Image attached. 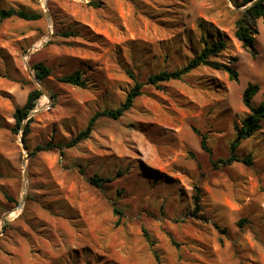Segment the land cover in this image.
I'll use <instances>...</instances> for the list:
<instances>
[{
    "label": "rangeland",
    "instance_id": "rangeland-1",
    "mask_svg": "<svg viewBox=\"0 0 264 264\" xmlns=\"http://www.w3.org/2000/svg\"><path fill=\"white\" fill-rule=\"evenodd\" d=\"M238 3L0 0L42 15L0 21V264H264V121L235 151L253 165L218 162L229 158L249 113L245 88L260 86L254 105L264 92V23L253 56L235 38ZM203 38L228 41L219 59H238V82L199 67L180 81L145 86L129 111L100 118L79 145L36 151L50 141L65 145L94 114L124 103L136 84L128 73L145 82L181 68ZM36 63L52 70L43 81L28 73ZM76 71L85 88L60 82ZM41 88L54 97L39 99L24 140L14 115ZM24 159L26 201L14 212ZM96 175L114 180L98 188L90 183Z\"/></svg>",
    "mask_w": 264,
    "mask_h": 264
},
{
    "label": "trees",
    "instance_id": "trees-1",
    "mask_svg": "<svg viewBox=\"0 0 264 264\" xmlns=\"http://www.w3.org/2000/svg\"><path fill=\"white\" fill-rule=\"evenodd\" d=\"M90 5H95L92 2ZM240 8H244L243 11L239 12V18L236 21V29H235V38L241 43L242 47L250 51L253 56H256L255 51V41L256 36L258 35V23L262 21L264 23V0H240V3L237 5ZM18 18L25 21H37L42 18L40 13H36L33 11L26 10H16V9H6L0 7V21ZM64 37H71L72 34L65 33ZM202 43L204 44L203 49L200 53L196 54L192 59H190L183 67L178 68L172 71H162L151 75L145 82H138L134 75L130 72L128 73L132 79L135 80V87L127 94L126 100L120 106L116 108H106L103 111H99L93 115L90 119L88 126L85 130L80 132L77 136L68 141L65 145L63 144H54L52 141L47 142L45 144L39 145L36 148V151H48L55 148H73L83 141L87 140L96 124V122L100 118H108L112 120L120 119L127 111H129L135 103V100L142 94V89L145 86H153L160 88L161 85L165 83H169L171 81H180L185 76L189 75L192 71L196 70L199 67H209L211 69L217 71L227 72L229 75V79L231 81L238 82L239 81V73L236 68L233 66L238 62L237 58H232L229 62H222L219 58L221 54L228 49V41L227 40H218L214 42H210L206 39H202ZM32 70L35 75L38 77L40 81H43L47 77H49L52 73V70L43 63H36L32 65ZM60 82L64 84H69L73 86H78L85 88L87 86L86 80L83 78L82 73L80 71H76L72 74H67L61 77ZM261 88L258 84H248L245 88L242 101L244 106L248 109L249 113L247 117L243 120L242 125L237 127L238 135L236 142L231 146V154L229 158L225 160L218 161L219 163L224 164L225 166L231 165L234 162H240L245 165H253V159L248 157H238L235 154V151L238 148V145L241 140L247 139L251 137L256 131L262 129V122L264 121V92L263 99L259 103V105H254V98L260 93ZM43 96V93L36 89L29 93L27 97L26 103L17 108L14 119H15V127L14 131L18 133V131L24 127L23 139L26 140L27 135L30 132L31 124L34 118H30L25 124V120L36 110L39 99ZM51 97L54 95L51 94ZM201 147L204 151L209 154L211 153L210 148L207 145V137L201 136ZM217 163H214L215 166ZM122 173H118L117 176H121ZM114 178H104L101 176H94L90 179V183L95 187L102 188L108 183H111ZM10 201L14 202L11 197H7ZM29 198V196H28ZM198 207H196V211ZM114 213L121 215L122 213L118 209H114ZM244 220L240 222L243 224ZM146 237L148 234L145 232ZM151 241V240H150Z\"/></svg>",
    "mask_w": 264,
    "mask_h": 264
},
{
    "label": "water",
    "instance_id": "water-1",
    "mask_svg": "<svg viewBox=\"0 0 264 264\" xmlns=\"http://www.w3.org/2000/svg\"><path fill=\"white\" fill-rule=\"evenodd\" d=\"M241 10H244V8L241 9ZM48 17H49V22H50V13L48 14ZM50 29H51V28H50ZM51 35H52V32H51V30H49V33H48V35H47V39H48ZM45 42H46V41H45ZM32 51H33V49H31L30 51H28V55H30V54L32 53ZM27 69H28V73H29V75H30L35 81H38V82H39L38 77L35 76V75L32 73V71H31V69H30V67H29L28 65H27ZM41 92L43 93V95H45V96H47L48 98L51 99V95H50V94H49L44 88H41ZM36 113H38V111H35V113L31 114L30 116H33V115H35ZM30 116H29V117H30ZM29 117H28V118H29ZM28 118H27V120H28ZM22 129H24V127H22ZM22 143H23V141H22ZM23 149L25 150L26 147H23ZM23 166H24V169H25V171H24V184H23V192H24V194H23V198H22L21 203H19V205H18L13 211L22 210V209L24 208V204H25V201H26V193H27V190H28V172H27V170H26V159H24ZM13 211H10V212L4 214V215L1 217V222L4 223L5 220H6V219L12 214Z\"/></svg>",
    "mask_w": 264,
    "mask_h": 264
},
{
    "label": "bare ground",
    "instance_id": "bare-ground-1",
    "mask_svg": "<svg viewBox=\"0 0 264 264\" xmlns=\"http://www.w3.org/2000/svg\"><path fill=\"white\" fill-rule=\"evenodd\" d=\"M18 211H20V210H18ZM14 212H16V211H14Z\"/></svg>",
    "mask_w": 264,
    "mask_h": 264
}]
</instances>
